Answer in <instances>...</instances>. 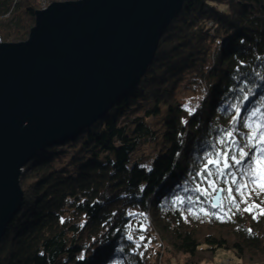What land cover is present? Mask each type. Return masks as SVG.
Instances as JSON below:
<instances>
[{"label": "trees", "instance_id": "trees-1", "mask_svg": "<svg viewBox=\"0 0 264 264\" xmlns=\"http://www.w3.org/2000/svg\"><path fill=\"white\" fill-rule=\"evenodd\" d=\"M39 1L0 0V43L28 38ZM186 78L199 95L193 105L179 98ZM140 99L153 110L140 115ZM160 107L166 114L154 127L147 119ZM253 129L264 131V0H186L140 84L75 139L23 167L22 207L0 243V264H158L155 231L186 264L221 249L264 264V191L246 172L248 157L231 158ZM149 142L160 151L147 169L135 156ZM238 184H247L246 203ZM219 190L223 202L213 207Z\"/></svg>", "mask_w": 264, "mask_h": 264}, {"label": "water", "instance_id": "water-1", "mask_svg": "<svg viewBox=\"0 0 264 264\" xmlns=\"http://www.w3.org/2000/svg\"><path fill=\"white\" fill-rule=\"evenodd\" d=\"M185 1H56L36 11L26 40L0 43V243L22 207L23 167L140 84Z\"/></svg>", "mask_w": 264, "mask_h": 264}, {"label": "rangeland", "instance_id": "rangeland-1", "mask_svg": "<svg viewBox=\"0 0 264 264\" xmlns=\"http://www.w3.org/2000/svg\"><path fill=\"white\" fill-rule=\"evenodd\" d=\"M56 1H67V0H40L39 10H42V7L44 5L50 6L53 2ZM210 25L212 26V23H210ZM190 80L191 78L185 79L184 81L185 83L183 84L184 86L181 87V89L179 90V98L181 101L193 105V103L199 98V95L197 91L195 92V90L192 89L193 87L188 88V85H185L186 82L190 84ZM138 104L140 107H142L141 108L142 111L139 112L140 115H144L145 111H151L154 108V103L150 100L140 99L138 101ZM160 109H161L160 115L147 119L149 124H151L154 127L160 126L159 123H161V121L165 117L166 108L160 107ZM159 151H160V146L155 144L153 145L149 142L146 145H141L138 148L135 159H138L137 161L140 166L149 169L152 165L153 158L157 155ZM261 180L262 183L264 184V177H261ZM216 194L214 195V197L216 196ZM223 197L224 195L222 194L221 204L223 202ZM154 237L156 239V241L154 240L155 241L154 244H152L154 251H151L150 253L152 255L151 260L153 262H157L158 264H186L187 257L182 254H175V255L172 254L169 251L167 245L160 241L156 231L154 232ZM202 264H245V263H241V261H239L231 251L221 249L218 251L215 259H210L208 261L203 262Z\"/></svg>", "mask_w": 264, "mask_h": 264}, {"label": "snow or ice", "instance_id": "snow-or-ice-1", "mask_svg": "<svg viewBox=\"0 0 264 264\" xmlns=\"http://www.w3.org/2000/svg\"><path fill=\"white\" fill-rule=\"evenodd\" d=\"M257 115V111L252 112V117H255ZM251 119V117H249ZM247 127H252L251 124L245 125ZM229 137L231 136V133L227 134ZM255 139L257 142L256 144H252V140ZM248 143L239 148V158L235 154L232 155V160L236 164H240L242 160H244L245 157H248V167L246 169L247 174L252 178L251 182L253 185H257L261 191H264V184H257V175L259 174L261 177H264V147L261 145L264 144V131H261L259 135L257 136V130L253 129L252 133L247 137ZM231 143L235 145V141L232 140ZM245 147L254 148L255 152L250 155L249 152L245 151ZM228 153L227 150L224 152V156L227 157ZM208 163H213L212 160H209ZM218 163V161H217ZM225 167H228L227 163H225ZM202 173H198L200 175ZM217 175H223V172L218 169ZM213 175L210 171L208 172V176ZM232 183L235 184L236 180L233 179ZM214 186V181L212 182ZM247 187V184H238L236 187V192L240 193L242 202L246 203V200L244 199V189ZM199 191V187L195 189ZM229 193L231 194V189H228ZM229 198L232 200V202L235 204V198L229 196ZM213 207H216L214 204ZM237 208H239V205H236ZM253 207H259V205H248L246 208H244V211H251ZM261 214H264V209H261ZM129 239H131V236H129Z\"/></svg>", "mask_w": 264, "mask_h": 264}, {"label": "built area", "instance_id": "built-area-1", "mask_svg": "<svg viewBox=\"0 0 264 264\" xmlns=\"http://www.w3.org/2000/svg\"><path fill=\"white\" fill-rule=\"evenodd\" d=\"M48 7V5H44L43 7H42V9H46Z\"/></svg>", "mask_w": 264, "mask_h": 264}]
</instances>
